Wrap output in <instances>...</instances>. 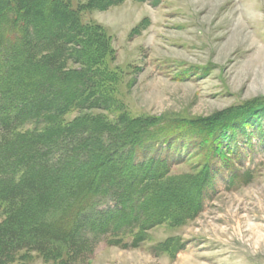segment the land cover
Listing matches in <instances>:
<instances>
[{"label":"trees","instance_id":"trees-1","mask_svg":"<svg viewBox=\"0 0 264 264\" xmlns=\"http://www.w3.org/2000/svg\"><path fill=\"white\" fill-rule=\"evenodd\" d=\"M120 1L0 0V264L22 251L75 264L101 240L136 248L148 229L195 217L230 141L264 114L258 98L172 122L90 112L119 105L121 72L104 27L79 11ZM75 110L87 113L65 122ZM174 139L200 155L194 172L158 154ZM229 172L227 188L253 173Z\"/></svg>","mask_w":264,"mask_h":264},{"label":"rangeland","instance_id":"rangeland-1","mask_svg":"<svg viewBox=\"0 0 264 264\" xmlns=\"http://www.w3.org/2000/svg\"><path fill=\"white\" fill-rule=\"evenodd\" d=\"M79 17L104 27L114 50L109 64L121 72L119 105L92 113L112 119L126 110L172 122L264 101V0H122ZM85 113L70 111L64 121ZM236 135L223 141L233 153L229 165L217 161L199 214L148 229L136 248L101 240L75 264H264V114ZM181 144L174 139L158 154L173 162L172 173H192L200 155ZM229 170H250L252 178L227 188ZM14 264L59 261L22 251Z\"/></svg>","mask_w":264,"mask_h":264}]
</instances>
